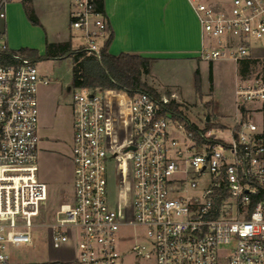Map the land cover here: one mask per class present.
<instances>
[{"label": "built area", "instance_id": "built-area-1", "mask_svg": "<svg viewBox=\"0 0 264 264\" xmlns=\"http://www.w3.org/2000/svg\"><path fill=\"white\" fill-rule=\"evenodd\" d=\"M11 1L0 0V19ZM104 1L70 4L78 48L98 59L112 34ZM190 1L204 39L199 58L249 63L235 91L239 116L218 127L230 138L215 135L211 119L199 126L172 110L176 93L71 86L74 191L53 223L43 216L48 186L38 163V89L50 80L0 32V264H125L129 253L135 264H264V57L252 41L264 37V0ZM139 226L147 243L128 231ZM40 227L73 255L15 262L9 250L34 244Z\"/></svg>", "mask_w": 264, "mask_h": 264}, {"label": "crops", "instance_id": "crops-1", "mask_svg": "<svg viewBox=\"0 0 264 264\" xmlns=\"http://www.w3.org/2000/svg\"><path fill=\"white\" fill-rule=\"evenodd\" d=\"M70 4L71 0H30L28 5L39 20L35 24L27 15L23 0H13L7 6L6 17L0 19V32L5 33L12 48H33L44 55L48 43L68 41L75 36L69 31ZM104 8L113 32L110 53L151 56V71L153 64L159 61L199 58L204 39L190 0H105ZM70 88L67 87L68 93ZM64 92L61 84L51 81L42 82L38 89L39 176L47 186L61 184L72 176L70 157L51 148L58 143L44 136V131L55 124L58 112L65 105Z\"/></svg>", "mask_w": 264, "mask_h": 264}, {"label": "rangeland", "instance_id": "rangeland-1", "mask_svg": "<svg viewBox=\"0 0 264 264\" xmlns=\"http://www.w3.org/2000/svg\"><path fill=\"white\" fill-rule=\"evenodd\" d=\"M73 35H79L75 30L69 29ZM72 47L78 48L83 40L79 36H72ZM259 49L256 53L264 57V37L252 40ZM205 42H207L205 40ZM42 49V48H41ZM40 53V52H39ZM42 54V53H40ZM41 74H47L51 82L62 85L66 92L62 95L64 107L58 112L56 122L44 136L58 143L53 147L61 155L70 157L72 161V143L74 134V111L72 93L67 92V87L72 86V60L71 57L43 58L38 61ZM200 70L201 88L197 89L196 71ZM43 74V75H44ZM145 80L154 87L160 95L176 93L183 112L193 123L204 126L207 116L211 119V128L215 135L225 139L230 136L218 130L219 125L227 128L233 127L235 119L239 116L236 87L241 83L239 63L232 59H219L213 62L200 59L196 56L181 60L159 61L153 64L152 71L145 76ZM50 148V147H49ZM64 158V157H63ZM72 176L61 184L48 185L47 206L43 208V216L47 223L55 221L54 212L61 203L71 201L73 197V163ZM201 184L208 181L207 176L200 180ZM110 198L112 201L117 196V183L113 166L108 179ZM50 228H37L34 232V244L12 247L9 250L15 262H44L55 258H69L73 255L72 245L66 244L61 248H53L50 242ZM129 233L140 241L147 243L145 227H129ZM143 234V236H142ZM134 240L122 244L121 249L132 248ZM134 255L129 253L125 264H135ZM140 264H155L152 260H142Z\"/></svg>", "mask_w": 264, "mask_h": 264}, {"label": "trees", "instance_id": "trees-1", "mask_svg": "<svg viewBox=\"0 0 264 264\" xmlns=\"http://www.w3.org/2000/svg\"><path fill=\"white\" fill-rule=\"evenodd\" d=\"M29 1L23 0L27 15L33 23L38 24L39 20L33 9L28 5ZM98 9L105 11L104 4L100 3ZM112 38L113 32L103 46L101 59H98L94 54H90L81 48L74 49L71 40L48 43L44 55H40L38 50L33 48H21L19 50L35 60L43 58H63L65 56L71 57L72 86L75 88H118L124 89L130 95L146 91L159 97L160 93L157 89L145 80V76L151 72L153 58L151 56L125 52L118 55L112 54L109 52ZM248 67L249 63L247 61L239 63L240 73L246 71ZM195 74L197 89L200 90V70L197 69ZM180 106L181 104L176 101H172L169 105L175 112L183 114Z\"/></svg>", "mask_w": 264, "mask_h": 264}, {"label": "water", "instance_id": "water-1", "mask_svg": "<svg viewBox=\"0 0 264 264\" xmlns=\"http://www.w3.org/2000/svg\"><path fill=\"white\" fill-rule=\"evenodd\" d=\"M210 119V116H207V120H209Z\"/></svg>", "mask_w": 264, "mask_h": 264}]
</instances>
